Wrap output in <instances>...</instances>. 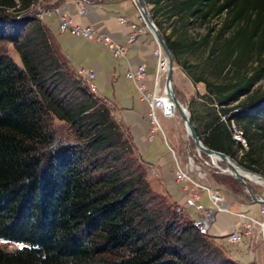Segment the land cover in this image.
<instances>
[{
	"label": "trees",
	"instance_id": "obj_1",
	"mask_svg": "<svg viewBox=\"0 0 264 264\" xmlns=\"http://www.w3.org/2000/svg\"><path fill=\"white\" fill-rule=\"evenodd\" d=\"M144 1L178 66L206 51L186 72L207 94L203 113L194 100L188 107L200 141L264 177V91L255 88L264 80V0ZM36 2L0 0V42L22 64L0 52V241L22 246L0 247V264H235L152 192L109 109L27 16ZM49 118L68 124L76 144L56 142Z\"/></svg>",
	"mask_w": 264,
	"mask_h": 264
},
{
	"label": "crops",
	"instance_id": "obj_2",
	"mask_svg": "<svg viewBox=\"0 0 264 264\" xmlns=\"http://www.w3.org/2000/svg\"><path fill=\"white\" fill-rule=\"evenodd\" d=\"M36 3L43 10L57 8L77 25L91 27L96 33L110 37L119 45H126L130 33L129 25L120 24V18L135 21L137 17L136 8L130 0H37ZM81 11L85 13L81 14ZM41 22L57 55L75 76L79 69L95 74L92 83L96 92L92 96L109 109L112 120L142 165L152 192L178 208L185 219L195 224L225 251L228 259L240 264L253 261V251L247 245L251 238L239 245H232L226 236L237 221L236 213H245L259 220L262 206L246 203L243 190L237 194L239 199L230 197L228 200L222 190L207 185L223 197L221 205L228 211H218L212 208L205 191L186 192L184 184L175 180L174 159L185 165L193 157L176 142L179 127L167 118L174 116V113L163 109L168 115L159 117L161 132L154 130L152 133L148 104L140 100L135 84L126 79L129 70L135 71L144 65L147 71L144 83L148 91L153 90L156 64L153 52L157 48L154 39L148 33L140 35L129 45L126 59H115L107 47L91 39L60 33L57 17L43 18ZM166 66L167 63L163 65L164 72ZM161 89L164 90V86ZM257 230L255 226L253 234Z\"/></svg>",
	"mask_w": 264,
	"mask_h": 264
},
{
	"label": "built area",
	"instance_id": "obj_3",
	"mask_svg": "<svg viewBox=\"0 0 264 264\" xmlns=\"http://www.w3.org/2000/svg\"><path fill=\"white\" fill-rule=\"evenodd\" d=\"M130 1L136 8L137 17L135 21H130L126 18H120V24H128L130 28V33L127 37L126 45L117 44L110 37L96 33L91 27H82L80 25H77L71 18L61 14L57 8L43 10L39 6V4L35 3L30 10H36L35 12H37V18H39L40 20L51 16L57 17L58 31L60 33L67 34L73 37L91 39L96 43L107 47L111 51L112 56L115 59H126L129 45L135 42L140 35L147 33L148 31L137 10L135 1ZM84 13L85 11H81V14ZM153 55L156 59V64L152 91H148L144 83L147 74L146 67L144 65L139 66L135 71L129 70L126 73V79L135 84L136 90L140 95V100L148 104V119L152 126V133L154 132V130L161 132L158 118V112L161 113L159 107L160 101L158 99V96L160 95L161 90V78L164 75V73H162L164 70L162 71L160 69V66L162 65V59H164L165 57L158 46L153 52ZM76 78L81 81L84 86L87 87L91 95L95 94L96 89L92 83L95 78V74L92 71L79 69L76 72ZM163 117H165V115ZM231 132L232 139L234 140L235 144L241 147L240 153H242L243 150H247V143L242 130L235 124H232ZM204 164L208 166L207 162H204ZM201 169L202 166L195 165L193 159L191 158L188 159V162L185 165L180 164L176 159H174L175 180L178 183L184 184V190L186 192L196 190L205 191L209 197L212 208L218 211H228L221 205V203L223 202V197L218 192L213 191L202 182L205 175L204 173H202ZM235 216L237 217V221L234 224L233 230L226 236L229 243L233 245H239L246 239L251 238L255 226L258 228L259 232L264 235V206H262L259 211V220L254 219L246 215L245 213H236Z\"/></svg>",
	"mask_w": 264,
	"mask_h": 264
},
{
	"label": "rangeland",
	"instance_id": "obj_4",
	"mask_svg": "<svg viewBox=\"0 0 264 264\" xmlns=\"http://www.w3.org/2000/svg\"><path fill=\"white\" fill-rule=\"evenodd\" d=\"M147 8H148V11L150 12L152 7L147 5ZM35 11L30 10L27 16L37 18V12ZM9 17L16 22L22 18V15L13 14V15H10ZM15 30L16 29L11 30V31L14 32ZM147 33L148 35H150V37H152L148 31ZM196 33L203 36L205 35L206 32L203 29H197ZM0 52L5 54L7 57H9L12 60V62L15 63L18 67L22 68L19 55L13 48L12 44L8 42H0ZM205 56H206V51L203 52V54H196L195 56H189V57L184 58V60L186 61V64H185V67L183 68L181 66H178L174 62L173 87H174L176 96L178 100L184 105V107L187 108V110H188V107L190 106V102L194 100V102L196 103L194 107L197 109L199 113H203L205 109V107H203L204 104L202 103V100L200 99L201 96L207 95L205 91V86L203 83L193 84L191 80L189 79L186 72L193 73L195 71V67L198 65H201V63L204 61ZM164 80H165V73L161 78V87L164 86ZM255 88L256 89L260 88L262 91H264V80L259 82L255 86ZM162 91L164 93L165 101H167L165 92L163 89ZM165 108H167L169 111L174 113V116L168 119H170V121H172L176 126L179 127V133L176 137V142L179 143L182 147L184 146L185 149L190 153V156H192L194 159L193 161L195 165L202 166L201 171L205 175L202 182L208 186H211L212 188L222 190V192L228 197V200H230L229 199L230 197L237 200L240 198V196L237 194H240V193H236L238 187L234 186L232 182L228 180L230 178L238 183L241 189V193L243 190L244 191L243 193L246 195L244 199H247L248 196L244 190V187L236 179L230 176L228 173L221 171V170L226 169V166L222 162L218 161L216 162V165H214L210 158L204 156L203 154H199L196 151L190 138L186 134L184 125L177 113V110L172 106V104L167 101V104H165ZM159 117H162L160 112H158V118ZM49 123L52 125V128L54 130L56 142L61 143L63 145L76 144L72 129L68 124L62 121H59L57 119H54V118H49ZM123 138L126 139L124 135H123ZM204 162H207L208 166H206ZM217 166L220 169H218ZM248 184L250 185L255 195L264 196V186L258 185L251 181L248 182ZM208 239L216 247L220 248L219 246H217V244H215L213 239L211 238H208ZM263 239H264V235L260 233L258 230L255 231L254 234L252 235L251 240L248 242L247 245H248V248L253 251V261L249 262L248 264H264V240ZM0 247L8 251H13V250L22 248V246H20L19 244L11 245L3 241H0ZM171 248L173 250L177 249L176 246L171 247ZM223 254L225 255L226 258H228L225 254V251H223ZM105 257L116 260L115 257H111V256H105ZM235 264H240V263L236 262Z\"/></svg>",
	"mask_w": 264,
	"mask_h": 264
},
{
	"label": "water",
	"instance_id": "obj_5",
	"mask_svg": "<svg viewBox=\"0 0 264 264\" xmlns=\"http://www.w3.org/2000/svg\"><path fill=\"white\" fill-rule=\"evenodd\" d=\"M134 1H135L137 10L140 16L144 21L146 28L152 34L154 41L156 42L157 46L161 49V51L163 52L165 56L166 63H167V69L165 71L166 73H165V80H164L165 94L168 96L172 106L176 107L178 115L186 129L187 136L190 138L196 151L199 154H203L204 156L210 158L214 165H216V162L220 161L226 166V169L221 170V171L228 173L230 176L236 179L244 187V190L248 196L246 199V203L250 205L264 206V197L257 196L253 193L250 185L248 184V182L250 181L245 176L240 174L235 169L234 165H236L241 171L246 172L248 174L255 175L258 178L262 179L263 183H264V177L258 173H254L240 166L234 159L230 158L224 153L217 152V151H214V150H211L205 147L203 143L200 141L190 121V113L187 110V108H185L184 105L178 100L174 87H173L174 59H173L172 53L170 49L168 48L166 42L162 38L161 34L159 33L157 27L155 26L151 18L150 12L145 10V9H148L145 1L144 0H134ZM217 168L220 169L218 166Z\"/></svg>",
	"mask_w": 264,
	"mask_h": 264
},
{
	"label": "bare ground",
	"instance_id": "obj_6",
	"mask_svg": "<svg viewBox=\"0 0 264 264\" xmlns=\"http://www.w3.org/2000/svg\"><path fill=\"white\" fill-rule=\"evenodd\" d=\"M146 11H148V9H145ZM143 20V19H142ZM144 22V21H143ZM148 30V29H147ZM149 31V30H148ZM150 33V32H149ZM151 34V33H150ZM152 35V34H151ZM153 37V36H152ZM154 39V38H153ZM163 58V57H162ZM166 59H165V57H164V59H162V61H161V63H162V65L160 66V69L163 71L164 69H163V65H166V61H165ZM166 69H167V66H166ZM162 73H166V72H162ZM162 88V87H161ZM164 92H165V88H164ZM166 95V94H165ZM158 99H159V101H160V110H161V113H162V115L164 116L165 115V117H167V115L168 114H166L165 112H163V109H165V104H167V101L169 102V103H171L170 102V100H169V98H168V96L166 95V99H167V101H165V98H164V93H163V91H162V89L160 90V95L158 96ZM175 109H176V107L175 106H173ZM177 110V109H176ZM178 113V112H177ZM173 117V116H172ZM167 118H170L169 116L167 117ZM185 128V127H184ZM185 131H186V129H185ZM186 134H187V132H186ZM234 167H235V169L240 173V174H242L243 176H245L248 180H250L251 182H253V183H256V184H258V185H261V186H264V183H263V181H262V179H260V178H258L257 176H255V175H252V174H248V173H246V172H243V171H241L236 165H234Z\"/></svg>",
	"mask_w": 264,
	"mask_h": 264
}]
</instances>
